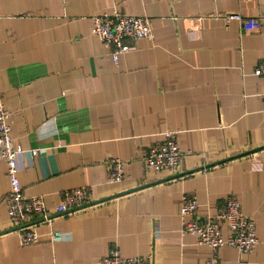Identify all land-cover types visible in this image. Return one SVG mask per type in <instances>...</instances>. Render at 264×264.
I'll use <instances>...</instances> for the list:
<instances>
[{"label":"crops","instance_id":"1","mask_svg":"<svg viewBox=\"0 0 264 264\" xmlns=\"http://www.w3.org/2000/svg\"><path fill=\"white\" fill-rule=\"evenodd\" d=\"M114 10L147 17L141 39L113 61L92 34L94 17ZM264 15V0H0V98L25 197L49 211L65 191L87 189L85 209L33 216L39 234L21 245L7 212L10 191L0 163V264H99L110 249L146 264H264V27L244 30L229 15ZM126 44L132 45L130 41ZM176 132L180 172H148L149 148ZM108 159L124 178L107 182ZM116 195H120L115 197ZM200 217L238 199L256 224L249 253L199 244L181 234V198ZM112 197V198H111ZM52 230L61 233L50 241ZM227 234L226 227L222 228Z\"/></svg>","mask_w":264,"mask_h":264},{"label":"built area","instance_id":"2","mask_svg":"<svg viewBox=\"0 0 264 264\" xmlns=\"http://www.w3.org/2000/svg\"><path fill=\"white\" fill-rule=\"evenodd\" d=\"M125 1V0H121ZM226 21H238L244 30H257L264 27V15L256 18H243L238 14L229 15ZM92 34L97 41L113 49L112 58L116 63L122 53L133 50L134 43L141 39H154L151 23L147 17H130L117 10L112 13H100L94 17ZM130 41L132 45L126 44ZM256 76L264 77V63L258 65L253 72ZM8 109L0 98V163L6 166V175L10 191L7 195V212L12 225V230L17 234L21 245L37 242L39 234L33 225H27L29 218L37 216L41 222L51 225L57 215L85 209L92 203V195L87 189H73L65 191L61 203L53 211L46 208L42 196L25 197L17 176V158L21 154L35 155L36 151H23L13 145L11 128L7 119ZM183 153L176 141V132L168 131L163 134V141L149 148L143 159V167L148 172L167 173L175 176L180 172V163ZM107 182L118 183L124 178V163L118 159H108ZM198 203L195 197L183 195L181 198V234H192L199 244H204L212 249L225 246L235 248L239 253L251 252L258 238L256 235L255 221L241 210L237 198L229 196L224 199L220 210L215 215L200 217L196 214ZM226 227L227 234L223 235L222 228ZM60 232L52 230L50 241L61 240ZM217 256L214 255L208 264H216ZM142 256H121L118 248L110 249L107 256L99 264H146Z\"/></svg>","mask_w":264,"mask_h":264},{"label":"water","instance_id":"3","mask_svg":"<svg viewBox=\"0 0 264 264\" xmlns=\"http://www.w3.org/2000/svg\"><path fill=\"white\" fill-rule=\"evenodd\" d=\"M261 149H264V147H262V148H260V149H255V150H252V151H249V152L243 153L242 155H248V154H250V153H254V152H256V151H258V150H261ZM186 174H187V173L177 174V175L172 176V177H170V178H168V179H165V180H169V179H174V178L182 177V176H185ZM118 196H120V195H116L115 197H118ZM111 198H112V197H111ZM95 203H97V202H92V203H90V204L87 205V206L94 205Z\"/></svg>","mask_w":264,"mask_h":264}]
</instances>
